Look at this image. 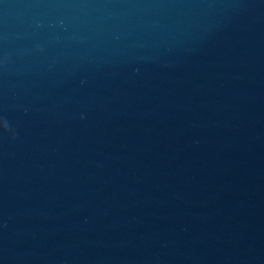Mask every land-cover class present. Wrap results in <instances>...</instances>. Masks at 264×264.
I'll return each mask as SVG.
<instances>
[{
  "label": "water",
  "instance_id": "obj_1",
  "mask_svg": "<svg viewBox=\"0 0 264 264\" xmlns=\"http://www.w3.org/2000/svg\"><path fill=\"white\" fill-rule=\"evenodd\" d=\"M0 264H264V0H0Z\"/></svg>",
  "mask_w": 264,
  "mask_h": 264
}]
</instances>
